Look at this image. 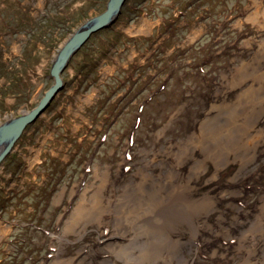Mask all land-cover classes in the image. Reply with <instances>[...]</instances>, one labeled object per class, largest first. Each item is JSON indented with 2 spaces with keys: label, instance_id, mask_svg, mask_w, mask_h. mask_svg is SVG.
Listing matches in <instances>:
<instances>
[{
  "label": "rangeland",
  "instance_id": "374dc122",
  "mask_svg": "<svg viewBox=\"0 0 264 264\" xmlns=\"http://www.w3.org/2000/svg\"><path fill=\"white\" fill-rule=\"evenodd\" d=\"M106 2L0 0V123L37 105L56 51ZM125 5L0 165V264L136 262L161 220L130 225L131 209L164 182L205 209L195 233L171 232L189 264H264V0H144L134 20Z\"/></svg>",
  "mask_w": 264,
  "mask_h": 264
},
{
  "label": "bare ground",
  "instance_id": "6f19581e",
  "mask_svg": "<svg viewBox=\"0 0 264 264\" xmlns=\"http://www.w3.org/2000/svg\"><path fill=\"white\" fill-rule=\"evenodd\" d=\"M254 5L257 6L256 4ZM255 13H257L256 10L254 11L253 15ZM253 22H258L256 14L253 16ZM237 138L238 137L236 136V138L231 139V141H227L226 146H228L229 144L231 145V147L243 145V150L248 153L251 145H249L248 147L245 142L242 143L241 141H236ZM252 143V145H254V142ZM144 183L148 185L146 179H144ZM154 187H156V189ZM165 187L166 182L158 186H153L151 190H146L144 188L143 191V187L140 189V191H143L142 195H140L141 197L137 196L140 201L137 202L133 209H131L132 215L136 219L132 223H130V225L136 224L137 220L138 223L140 220H143V222L147 221V224L143 225H146V228L153 232L156 227L154 228L153 224L149 222L150 219H152L151 213H158V218H160L161 221H158L157 228H159L158 230L160 231V233L157 234L158 239L146 241L149 246L148 253H139L135 257V259H137L136 262H133L132 259L127 257L125 252L122 253L119 250L118 252H116V254H118L126 262H129V264H189L186 259L182 258L180 240L177 238H173L171 232L172 230H176L177 228L187 225V227H189V230H192V233H195L197 227L193 224V217L198 216L201 211H204L205 209L201 207L196 211L192 210L188 195L190 193V190L186 185H184L183 187L179 186L178 188H176L175 186L174 188L172 187L167 191L165 190ZM100 194V192L95 193L96 196L99 195V197L96 198L95 201V203H97V206H99V198L101 197ZM159 197L161 198L158 199ZM152 200H156V207L154 209ZM177 200H179L178 202L188 203L185 205L181 204L180 206L173 205V203ZM80 209H82L81 206L77 208L78 213L80 212ZM79 215L81 216L82 213ZM132 227V229L135 230V226ZM114 250L115 249L113 247V251ZM106 264L109 263L107 262Z\"/></svg>",
  "mask_w": 264,
  "mask_h": 264
},
{
  "label": "water",
  "instance_id": "95a60500",
  "mask_svg": "<svg viewBox=\"0 0 264 264\" xmlns=\"http://www.w3.org/2000/svg\"><path fill=\"white\" fill-rule=\"evenodd\" d=\"M126 1L107 0L105 10L101 14L86 20L72 32L53 57L50 68L53 85L49 87L32 110L0 123V165L12 152L15 142L25 128L35 123L44 114L57 94L63 89L62 72L72 56L89 40L92 34L107 29L116 22Z\"/></svg>",
  "mask_w": 264,
  "mask_h": 264
},
{
  "label": "trees",
  "instance_id": "16d2710c",
  "mask_svg": "<svg viewBox=\"0 0 264 264\" xmlns=\"http://www.w3.org/2000/svg\"><path fill=\"white\" fill-rule=\"evenodd\" d=\"M143 1L144 0H128V2L125 3L126 5L124 6L123 11H125L126 9H129V10H132L133 14H134V17L130 18V20H134L136 17H138V15L141 14L140 5ZM108 30L109 29H106V30H103L102 32H108ZM98 33H101V32H98ZM98 33H96L94 35L96 36ZM95 36H92L91 38H93ZM91 38L84 44V46L78 52H80L82 49L85 48V46L89 43ZM84 57L87 58L88 61L86 64H84L80 67L81 68L80 72H81V75L84 77V79L87 80V79H89V77H92V75L95 74V68H96L99 60L101 59V54L98 55L97 51L87 52L84 54ZM7 161H9L10 162L9 164H11L12 159H11L10 155L5 159V162H7ZM20 163H23L22 159L20 160ZM18 168L19 167H17L16 170ZM2 199L3 200L1 201V203H2V206L4 207L5 203H7V201H6V198L4 196ZM2 206L0 205V207H2Z\"/></svg>",
  "mask_w": 264,
  "mask_h": 264
}]
</instances>
